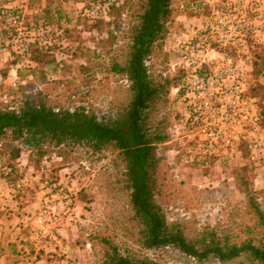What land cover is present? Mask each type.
Listing matches in <instances>:
<instances>
[{"label":"rangeland","instance_id":"obj_1","mask_svg":"<svg viewBox=\"0 0 264 264\" xmlns=\"http://www.w3.org/2000/svg\"><path fill=\"white\" fill-rule=\"evenodd\" d=\"M94 1L28 0L34 5L28 12L18 5L29 42L43 39L35 31L47 23L51 49L61 43L67 54L63 68L52 62L53 55L39 64L26 56L20 64L0 19V108L17 110L23 100L34 97L54 109L83 108L104 122L121 117L130 91L126 79L110 67L125 66L128 29L137 24L145 0H116L109 21L101 24L79 15ZM171 2L173 20L148 60L152 80L164 86L148 112V124L168 137L158 147L162 161L153 181L154 203L189 241L214 233L229 243H256L264 229L248 197L264 213V121L245 120L231 146L206 156L200 134L185 123L174 88L200 61L176 48L180 44L195 52L199 44L208 51L203 72L213 73L216 66L243 67L246 95L254 100L256 112L262 93L258 87H264V0ZM7 3L0 0V10ZM210 57L215 59L208 61ZM19 145L0 141V264H97L102 238L115 242L123 255L158 264H218L199 263L171 247H141L142 227L129 206L122 157L111 146L93 151L45 144L38 152L22 148L17 159L9 160V148ZM8 166L14 170L11 176ZM238 263L248 264L243 258Z\"/></svg>","mask_w":264,"mask_h":264},{"label":"trees","instance_id":"obj_2","mask_svg":"<svg viewBox=\"0 0 264 264\" xmlns=\"http://www.w3.org/2000/svg\"><path fill=\"white\" fill-rule=\"evenodd\" d=\"M115 5L116 1L109 8L108 17L101 16L94 23L109 21ZM173 10L171 0H145L137 24L128 29L131 36L125 66L114 63L110 67L113 74H121L126 79L130 91V100L120 118L104 122L83 108L54 109L31 97L23 100L17 110L0 108V141L20 142L18 147L9 148V160L17 159L22 148L38 152L45 144L88 146L93 151L111 146L122 157V176L133 218L142 227L140 245L143 249L153 251L171 247L199 263L215 260L218 264H234L243 258L248 264H264V234L256 243L252 239L229 243L214 233L189 241L178 225L166 222L161 209L154 203L153 181L162 161L158 147L165 144L168 137L148 124L152 103L164 90V86L152 80L148 60L153 49L164 40L173 20ZM41 26L47 28V23ZM42 38L27 44L21 41L16 46L8 45L15 47L13 52L18 55L19 62L27 56L28 60L39 64L46 55H53L52 62L63 68L67 54L61 51L59 45L62 44L55 43L56 48L51 49L49 38L46 35ZM258 90L262 93L255 116L264 121V87L259 86ZM8 167L7 176H11L14 170ZM248 200L253 203V213L264 229V213L252 197ZM101 241L103 252L97 264H158L149 258L121 254L115 242L107 238Z\"/></svg>","mask_w":264,"mask_h":264},{"label":"built area","instance_id":"obj_3","mask_svg":"<svg viewBox=\"0 0 264 264\" xmlns=\"http://www.w3.org/2000/svg\"><path fill=\"white\" fill-rule=\"evenodd\" d=\"M116 0H96L79 10V15L90 22L99 17H108L109 8ZM0 19L4 20L7 28V44L29 43L30 31L24 23V12L22 7H3L0 10ZM61 33V32H60ZM36 36H48L49 30L41 26L35 31ZM180 45V44H179ZM177 52L181 51L185 56L195 55L200 61L185 75L181 85L174 88L181 102L185 123L200 134L199 144L206 156H212L217 149L228 148L237 139L235 130L247 119L257 120L253 108L254 100L247 97L243 80L244 69L242 66H216L211 73H201L203 64L207 61L204 57L207 50H202L199 44L195 52L188 51L187 46H179ZM202 58V60H201ZM210 57L208 61H212ZM23 61H20L22 64ZM254 139V148L257 143L255 130L251 131ZM52 184L50 187H54ZM54 197V196H53ZM54 199V198H53ZM59 205V204H58Z\"/></svg>","mask_w":264,"mask_h":264},{"label":"crops","instance_id":"obj_4","mask_svg":"<svg viewBox=\"0 0 264 264\" xmlns=\"http://www.w3.org/2000/svg\"><path fill=\"white\" fill-rule=\"evenodd\" d=\"M6 1H9V3H7L5 6H2V7H12L14 5L18 6L19 4H22L21 6L24 7L25 12L32 10V8L34 6V5L32 6V2L30 3V2H28V0H6ZM8 5H10V6H8ZM0 65H2V64H0ZM7 244L8 243H6V246H7ZM1 247L3 248V246H1Z\"/></svg>","mask_w":264,"mask_h":264}]
</instances>
